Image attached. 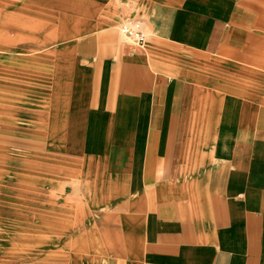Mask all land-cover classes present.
I'll list each match as a JSON object with an SVG mask.
<instances>
[{"label": "crops", "instance_id": "crops-1", "mask_svg": "<svg viewBox=\"0 0 264 264\" xmlns=\"http://www.w3.org/2000/svg\"><path fill=\"white\" fill-rule=\"evenodd\" d=\"M126 21L143 46L121 38ZM0 46L48 62L49 83L62 65L88 113L118 131L83 169L55 145L77 182L125 191L72 201L94 243L78 254L264 264V0H0Z\"/></svg>", "mask_w": 264, "mask_h": 264}, {"label": "rangeland", "instance_id": "rangeland-1", "mask_svg": "<svg viewBox=\"0 0 264 264\" xmlns=\"http://www.w3.org/2000/svg\"><path fill=\"white\" fill-rule=\"evenodd\" d=\"M36 57L0 46V264H92L98 252L77 253L94 243L78 236L72 201H113L125 191L77 182L75 164L60 151L81 169L93 166L97 139L118 131L88 113L85 87L57 62L51 102L50 66ZM108 157L106 166L123 161Z\"/></svg>", "mask_w": 264, "mask_h": 264}, {"label": "built area", "instance_id": "built-area-1", "mask_svg": "<svg viewBox=\"0 0 264 264\" xmlns=\"http://www.w3.org/2000/svg\"><path fill=\"white\" fill-rule=\"evenodd\" d=\"M119 35L124 41L143 46L146 43V35L142 31L141 24L137 21H126L119 27Z\"/></svg>", "mask_w": 264, "mask_h": 264}]
</instances>
